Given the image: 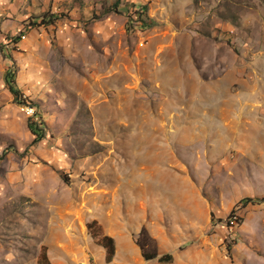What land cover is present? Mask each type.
Wrapping results in <instances>:
<instances>
[{"label":"rangeland","instance_id":"rangeland-1","mask_svg":"<svg viewBox=\"0 0 264 264\" xmlns=\"http://www.w3.org/2000/svg\"><path fill=\"white\" fill-rule=\"evenodd\" d=\"M0 26V264H146L143 225L170 264H264V0H0Z\"/></svg>","mask_w":264,"mask_h":264},{"label":"trees","instance_id":"trees-1","mask_svg":"<svg viewBox=\"0 0 264 264\" xmlns=\"http://www.w3.org/2000/svg\"><path fill=\"white\" fill-rule=\"evenodd\" d=\"M118 5H119V2L117 4V6ZM143 9H144L143 14H147L149 12V6H144ZM55 20H56V18H52L51 20H49V22L52 23V21L54 22ZM47 22L48 21H44V23H47ZM145 26L148 27V25H146V23H145ZM15 81H16V71L13 68H9L6 75H5V82L8 86L10 93L13 95L15 102L23 104L21 102V100H24L23 94L16 87ZM39 108L40 107L36 106V110H37L36 116L40 118V116H39L40 114L38 113ZM29 128L35 136L34 144H39L44 139H46L47 128H46L45 122H42V120L40 122V121H36V119L31 118L29 121ZM7 153H6V155H7ZM263 203H264V201H263ZM253 204H256L254 200H252L250 198L244 199V200L240 201L235 206L231 215H235V212L237 211V209H240V208L245 209L249 205H253ZM213 220L214 219H212V221ZM96 224H97L96 220H93L92 222H90L88 224V230L93 235V237L97 236V231L95 230ZM99 240H100L99 243L106 248V259H105L106 262L111 263L114 255L116 253V244H115L114 238L110 235L103 234V236H101V238H99ZM135 243L140 248L141 255L143 256V258L145 260H149V261L157 260L160 264H170V263H173V261H174V257L172 254H170V253L161 254L160 253L157 240L151 235V233L149 232L147 227L144 225L140 229V231H139V233L135 239ZM45 260L48 261L47 258ZM48 264H50V263H48Z\"/></svg>","mask_w":264,"mask_h":264},{"label":"crops","instance_id":"crops-1","mask_svg":"<svg viewBox=\"0 0 264 264\" xmlns=\"http://www.w3.org/2000/svg\"><path fill=\"white\" fill-rule=\"evenodd\" d=\"M166 222H170V221H173L175 218H163ZM185 220H187V221H195L196 220V218H185ZM139 231H140V228H139V230L138 231H136L134 234H135V236L136 235H138V233H139ZM134 240V239H133ZM137 246V245H136ZM137 249L139 250V252H140V248L137 246ZM155 260H152V261H149V260H145V262H146V264H152L153 262H154Z\"/></svg>","mask_w":264,"mask_h":264},{"label":"built area","instance_id":"built-area-1","mask_svg":"<svg viewBox=\"0 0 264 264\" xmlns=\"http://www.w3.org/2000/svg\"><path fill=\"white\" fill-rule=\"evenodd\" d=\"M26 38V37H23ZM4 40V36L2 35V30H1V26H0V41ZM33 112V111H32ZM240 219L238 218V216H233L232 218H230V226L234 227L236 225L239 224Z\"/></svg>","mask_w":264,"mask_h":264}]
</instances>
